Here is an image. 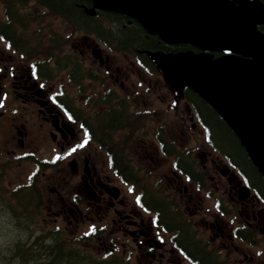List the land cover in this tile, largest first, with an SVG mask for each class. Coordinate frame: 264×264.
Instances as JSON below:
<instances>
[{
	"label": "flooded vegetation",
	"instance_id": "af4514ba",
	"mask_svg": "<svg viewBox=\"0 0 264 264\" xmlns=\"http://www.w3.org/2000/svg\"><path fill=\"white\" fill-rule=\"evenodd\" d=\"M82 46V60L90 51L95 68L103 70L101 74L104 76H100V73L93 76L96 80L95 85L90 83L92 91L98 89V77L105 79L106 86L113 87L114 82L119 80L118 76L126 72L127 68L114 64V56L117 55L112 56V63L107 48L99 47L93 39L84 38ZM130 64L135 72V62L130 61ZM137 71L140 72L139 68ZM126 85L127 82L120 83L125 89ZM66 92L61 85L56 89L50 74L40 73L34 66L17 57L14 48H8L5 38L0 34V119L6 117L14 124L18 147L12 150L13 154L20 150L33 160L37 157L49 161L59 159V165H52L47 170L69 171L67 200L54 186L44 201L48 205V218H52V222L67 220V227L75 231V235L71 236L81 235L84 245L81 264H214L211 260L220 264H233L229 257L233 251L238 255L236 260L241 259L239 255L247 259L248 253L238 247L242 243L235 237L232 217L228 215L232 209L246 226L264 235V203L255 194L246 197L237 173L228 168L220 169L221 161L216 156L212 157L211 153L202 155V171H206L208 181L215 189L213 193L228 199L230 208L223 209L224 214L217 206L210 207L206 204L204 190L196 181L194 183L186 179L180 172L184 171L182 168L170 165V160L183 157L180 152V147L184 145L183 138L196 129L195 125H191L190 131H187L185 123L176 120L172 121V125L168 123L162 127L176 146L172 145L170 148L166 144V147L162 145L161 137H157L156 142H151L149 134L141 132L130 143V138L127 141L126 138L129 129L134 130L135 125L123 130L127 137L112 154L117 155L120 151L123 156L128 155L133 165L138 161L137 173H147L145 183L137 178L138 182H135L134 178L125 185L102 165L101 159L106 158V151H100L90 139L103 141V137L94 135L95 130L91 126L94 121L102 124L104 107L97 105L98 111L93 115L84 113L81 127L67 115V98H61L62 95L67 97ZM84 108L88 109V106L85 105ZM142 110L146 117L148 109L143 107ZM108 111H113V108L110 107ZM188 117L190 121H195L191 112ZM91 118L94 120L91 121ZM141 124L142 130L150 131L147 121ZM131 136L133 135L129 137ZM6 147V142L0 138V171H7ZM73 149L76 151L73 152ZM187 149L191 151L192 148ZM192 171L200 170L194 168ZM159 184H164L163 188L172 197L171 203L180 212L191 209L188 204L193 205V210L188 212L189 216L197 221V226L199 223L204 225L198 234L210 237L215 245L218 241L223 243L224 248L219 250L222 254L218 258L216 249L196 248L194 253L199 252L206 257L197 256L191 261L183 248L172 244L170 233L157 225L153 212L140 206L139 196L136 194L145 191L151 194ZM126 188L133 193L132 196L123 192ZM50 240L51 245L54 244L52 237ZM229 246L233 250L223 254Z\"/></svg>",
	"mask_w": 264,
	"mask_h": 264
},
{
	"label": "water",
	"instance_id": "95a60500",
	"mask_svg": "<svg viewBox=\"0 0 264 264\" xmlns=\"http://www.w3.org/2000/svg\"><path fill=\"white\" fill-rule=\"evenodd\" d=\"M236 1L93 0L97 8L131 15L169 43L227 53L154 56L175 86L188 78L224 115L264 173V34L256 27L264 24V5Z\"/></svg>",
	"mask_w": 264,
	"mask_h": 264
},
{
	"label": "rangeland",
	"instance_id": "374dc122",
	"mask_svg": "<svg viewBox=\"0 0 264 264\" xmlns=\"http://www.w3.org/2000/svg\"><path fill=\"white\" fill-rule=\"evenodd\" d=\"M26 11L29 14L26 18V24L23 27L21 38L23 42L30 43V48L33 45L32 42H34L35 40L36 30L38 29L39 26H41L43 29L42 33L47 31L49 28L59 30L61 28L64 29V27L66 26L64 19L59 18V17L58 18L51 17V16L46 18L49 23L48 25L42 26L41 24L37 23L36 14L37 13L41 14L42 11L41 9L38 8V5L34 2L30 4L29 8ZM2 14H3V6L0 4V17L2 16ZM67 34H73L71 31V28H67ZM76 37H77V34L72 35L70 39V44H68L67 49L72 50V51H77V48L79 49L83 48V46H78L79 43L82 41L81 36L77 38ZM75 39H79L77 40V43ZM67 49H66V52H67ZM17 54H19V52ZM17 54L16 56L19 57ZM26 56L29 58L30 61L33 59V55L31 52L28 53ZM85 56L86 58H89L91 61L82 60V63L84 65V68L89 70V65H92L93 60L90 57H88V54H86ZM89 56L91 55L89 54ZM114 57L116 58L114 61L115 65H121L127 68L126 72H123L122 74L118 76L119 80L115 82V84L118 85V87H121L120 86L121 82H127L126 89L125 87H123V90H121L120 92H123L124 95L130 96L133 107L167 109L168 112H165L164 115H162L161 117H158L160 120L164 121L165 124L169 123V125H172V121L181 120L183 121V124L188 122V126H190V122L188 121L189 115L187 113L188 108L186 107L185 103L181 101L179 107L176 110L171 107V105L173 104V90L169 86L168 80L165 76L159 77V76L146 75L142 71L141 72L136 71V69L138 68H136L135 72H133L131 69V64H130V61H131L130 58L133 60L131 55L118 54V57L117 56H114ZM40 59H46L44 57V54L40 56ZM111 60L113 63L112 56H111ZM92 68L95 69L94 66ZM69 70H70V67L67 68V72ZM139 73H141V75H139ZM85 75L86 74H84V77ZM82 77H78V79ZM127 77H128V80L126 79ZM89 82L91 81L83 79L82 81H80V84L85 85V83L88 84ZM54 83L56 85V89H58L60 85L63 86V88L67 91V94L71 95L72 97H75V99L80 105H81V102L85 101V95L79 96V94H77V91H76L77 87L75 85L70 84L64 78L62 74L54 78ZM98 89L100 92L101 87L98 86ZM85 90H88V89L85 88ZM78 97L80 100H78ZM156 123H157V120L153 119L149 123V125H154ZM188 135H189L188 137L183 138V143H190L191 145L198 146L196 152H198L197 158L199 159L198 165L200 166L199 162L201 163L200 160L203 155L202 152L206 151L207 149L209 150V148L207 147V145L205 146L204 144L205 141L201 137V131L197 130L195 133L189 132ZM14 136H15L14 124L10 122V119L7 120L6 117L0 119V138L4 142H6L7 144L6 149H8L9 151L12 150V148H14V142H16L17 140V139L13 140ZM15 138L17 137L15 136ZM16 154H21V152L18 151ZM200 155L201 157H199ZM102 161H103L104 167L108 168L106 167L108 164L107 160L103 159ZM35 167L29 161H22V160H15V159L9 160L8 169L5 174L4 184L8 187L9 190H13L18 187L26 186L27 183L31 182L33 175L37 173ZM219 168L224 169L225 166L221 164ZM209 173L212 174V172H209ZM37 178L39 179V182H40L39 187L42 188L43 190H46L47 193L50 192V189L53 188L54 186L56 189L60 187L63 189V191H67V171L40 170L39 174L35 177V180ZM123 191L126 192V190H123ZM65 199L67 200V198ZM206 204H208L210 207H213V200L211 199L207 200ZM187 206H189L191 209H189L188 211L186 210V211L191 212L193 210V205L188 204ZM185 209H187L186 206H185ZM5 216L6 215L3 212L0 213V219L5 218ZM45 216H48L47 213H45ZM7 219L10 221V226L13 227L14 225L11 223L13 221L10 218H7ZM42 221L43 222H40L42 227L46 228L47 230H57L61 234L57 238L58 242H60L63 239L66 241L68 237L75 232L74 229L67 227L68 226L67 220L66 222L65 221L52 222L53 221L52 218L45 217V219H42ZM242 225H245V224L242 223ZM38 227H40V225H38L37 228ZM199 227L203 228V225L199 224ZM254 236L257 239L256 246H251L247 244L246 242H242L239 240L242 244H240V246L238 247L241 250H244L246 253H248L247 259L239 255L241 259L236 260V258H238V255L235 253V251L230 252L231 249L233 250V248L230 246H229V249L223 251V254L230 252L229 257H230V261L231 262L233 261V264H264V235H262L259 232H254ZM69 244L73 246V249H76L78 251H82V249L84 248L83 243L69 242ZM51 248L53 250L54 245L53 247L51 246ZM223 248H224L223 243L218 241L216 244V249L219 251L220 249H223ZM7 257L8 256L1 257L0 260H6Z\"/></svg>",
	"mask_w": 264,
	"mask_h": 264
},
{
	"label": "trees",
	"instance_id": "16d2710c",
	"mask_svg": "<svg viewBox=\"0 0 264 264\" xmlns=\"http://www.w3.org/2000/svg\"><path fill=\"white\" fill-rule=\"evenodd\" d=\"M31 1H36L37 4L48 8L55 14L67 18V21L76 30L95 33L100 39L111 41L119 50L137 51L138 53L142 51L143 53L148 50L169 51L170 49L160 42L157 43L156 39L149 35L146 29L137 21L132 20L128 23V18L124 15L102 11L97 12L98 14L95 17L89 15L86 10L92 6L90 0H0L4 7L7 18L6 25L9 31L14 32L13 29H16V26H22L24 14H21V12L29 6ZM261 1L264 3V0ZM260 29L264 32V26ZM183 94L207 127L211 138H214L220 147L227 149L230 161L243 174L247 183L264 200V175L248 155L243 145L240 144L233 129L204 98L191 88L185 87ZM16 199L18 197L14 193L13 200L7 199V206H13L15 210V206L20 205L21 202V199H18L17 202ZM22 205L25 204L22 203ZM171 222L176 221L168 217V223ZM183 241L187 248L198 246L186 231L183 233ZM54 255L56 264H81L75 261V258L67 256L63 248L56 247ZM10 260V264H15L16 254L13 253ZM0 264L5 263L0 261Z\"/></svg>",
	"mask_w": 264,
	"mask_h": 264
},
{
	"label": "clouds",
	"instance_id": "9594fccd",
	"mask_svg": "<svg viewBox=\"0 0 264 264\" xmlns=\"http://www.w3.org/2000/svg\"><path fill=\"white\" fill-rule=\"evenodd\" d=\"M28 239V233L10 226L6 218L0 219V257L9 256L16 246Z\"/></svg>",
	"mask_w": 264,
	"mask_h": 264
},
{
	"label": "snow or ice",
	"instance_id": "6c2138e0",
	"mask_svg": "<svg viewBox=\"0 0 264 264\" xmlns=\"http://www.w3.org/2000/svg\"><path fill=\"white\" fill-rule=\"evenodd\" d=\"M85 143H86V141H85ZM74 151H76V149H73V152H74Z\"/></svg>",
	"mask_w": 264,
	"mask_h": 264
}]
</instances>
